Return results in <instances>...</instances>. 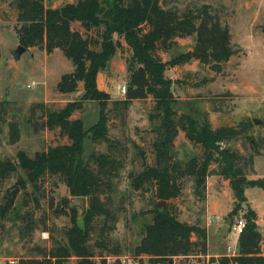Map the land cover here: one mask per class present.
<instances>
[{"label": "rangeland", "instance_id": "rangeland-1", "mask_svg": "<svg viewBox=\"0 0 264 264\" xmlns=\"http://www.w3.org/2000/svg\"><path fill=\"white\" fill-rule=\"evenodd\" d=\"M14 1L0 0V161L8 160L15 164L18 151L31 158L50 147L69 143L59 128L46 126V119L50 113H57V117L63 119L61 110L68 103L79 101L83 91L75 90L69 94L57 92L56 85L61 76L74 69L60 50L47 54L43 44L23 48L18 43L16 30L21 24L16 21ZM77 1L43 0V5L54 9ZM203 4L212 6L222 23L227 25L235 55L223 65L220 73H215L198 62L194 50L195 36L177 39L176 46L167 52L158 51L162 61L185 53L190 55L188 63L165 70L166 78L178 81L172 86L171 109L177 114L189 115L199 127L207 121L212 129H246L236 140L220 147L248 157L254 144L264 147V40L261 32L264 0H160L163 9H174L179 13ZM71 28L84 34L78 23H73ZM89 36L95 39L96 33L92 31ZM114 39L120 42V47L109 61L107 70L99 76L97 86L108 91L111 98L107 106L109 142L94 143L88 137L84 141L82 155V160L92 168L96 166L92 155H108L114 160V176L108 179L110 186L101 196L111 218L105 220L104 216H99L94 220L87 245L95 255L92 261H99L100 256L116 255L126 259V264H147L145 258L134 256L145 226L152 222V215L145 213L155 205L159 209L165 207L166 202L155 198L153 184L135 189L133 179L142 172L143 165L152 166L155 163L154 135L149 121L153 101L151 97L134 100L127 110L121 107L115 109L112 105V101L125 98L128 82L126 66L131 58V51L124 41L117 36ZM17 47L22 49L18 54ZM122 87H125L123 93ZM98 112L97 102L85 101L69 119H81L84 129H88L96 123ZM255 120L257 123H254ZM11 121L18 125L15 143H10L8 139L7 124ZM200 154L199 147L190 144L179 130L174 140L176 161L183 165ZM260 155L253 158V172L246 170V177L250 180L264 178V150L260 151ZM216 169L217 165L212 163L211 173ZM207 178H212L210 184L220 186L224 191L230 188L229 180L218 175L212 174ZM18 180L24 181L23 189L18 186ZM182 183L181 195L170 200L177 209L178 219L191 224L199 221L205 229L207 223L209 250L228 254L225 249L236 246V236L230 228L235 218H243L247 205L242 204V209L232 218L229 215L234 208L232 191H211L208 200L210 211L205 222L203 199L194 195L193 178H185ZM14 189L16 193L11 197ZM244 195L262 216L264 191L256 187L247 188ZM7 198H12V204L11 209L3 217L0 216V264H9L10 260L18 264L23 259L42 261L52 249L63 245L67 247L65 232L71 227L72 216L76 214L80 221L89 207L86 198L85 211L74 205L73 197L69 196L60 177L46 175L33 186L17 167L0 179V207ZM258 231L261 237L259 245H264V216L260 219ZM100 244L106 248H101ZM45 260L43 264L78 263L73 255L64 261L48 257ZM174 264H204V261L201 258H180L175 259Z\"/></svg>", "mask_w": 264, "mask_h": 264}, {"label": "trees", "instance_id": "trees-1", "mask_svg": "<svg viewBox=\"0 0 264 264\" xmlns=\"http://www.w3.org/2000/svg\"><path fill=\"white\" fill-rule=\"evenodd\" d=\"M13 4L16 21L21 24L16 30L18 43L23 48L43 44L47 54L60 50L74 69L61 76L56 85L57 92L69 94L81 84L83 93L79 101L70 102L61 110L63 119H59L57 113H50L46 119V126L59 128L69 143L50 147L31 158L18 151L15 164L8 160L0 161V179L16 167L23 171L26 180L33 186L46 175L58 176L65 183L70 197H84L89 201V207L80 221L76 214L71 218V227L65 232L67 247L63 245L52 249L42 261L23 259L18 264H43L47 257L64 261L71 255L78 260L77 264H96L92 261L95 255L89 249L87 240L97 217L111 218L101 196L110 186L108 179L114 176L115 164L108 155H92L91 159L96 164L92 168L82 160V155L83 144L88 137L94 143L109 142L107 106L111 98L98 89L96 80L99 71L106 68L120 47L114 36L124 41L131 51V58L126 66L128 82L125 98L112 101V105L115 109L121 107L127 110L134 100L151 97L153 101L149 121L154 135L155 163L152 166L143 165L142 172L133 179V186L138 189L144 184H153L155 198L166 202L165 207L159 209L155 205L145 213L152 215V222L145 226L134 256L145 258L147 264H169L174 257L206 255V229L199 221L192 224L180 221L177 209L170 200L181 195L182 180L188 177L193 178L194 195L203 199L206 179L215 174L229 180L234 196V208L229 215L236 216L246 202L244 193L247 188L256 187L264 191V178L250 180L246 177L247 169L253 172V158L259 156L264 147L254 144L248 157L238 151L222 149L221 145L236 140L246 129H212L207 121L199 127L189 115L172 110V86L178 81L166 78L164 73L167 68L188 63L190 55L185 53L162 61L157 52L171 50L176 46L177 39L195 36L194 50L198 62L220 73L223 65L235 55L227 25L222 23L212 6L206 4L187 8L182 13L163 9L160 0H103L102 4L107 9L100 7L99 0H78L54 9L46 8L43 0H15ZM73 23H78L84 34L73 30ZM92 31L96 33L95 39L89 36ZM261 32L264 40V22ZM85 101L97 102L99 106L98 119L88 129H84L81 119H69ZM7 128L9 142L15 143L18 125L11 121ZM179 130L190 144L201 151L199 157L183 165L174 156V140ZM212 163L217 165L213 173L210 170ZM17 184L21 189L25 186L21 180ZM11 202L12 198H7L0 207L1 217L11 209ZM244 211L245 228L238 237V254L232 258L220 257L219 264H264V257L259 255L261 237L256 213L250 208ZM100 247L106 248L101 244ZM99 261L98 264H106L101 256Z\"/></svg>", "mask_w": 264, "mask_h": 264}, {"label": "crops", "instance_id": "crops-1", "mask_svg": "<svg viewBox=\"0 0 264 264\" xmlns=\"http://www.w3.org/2000/svg\"><path fill=\"white\" fill-rule=\"evenodd\" d=\"M108 64H109V62L107 63V66H106V68L104 69V70H107V68H108ZM104 70H102V71H99V73H98V75H97V80H96V82H97V86H98V79H99V76L101 75V73L102 72H104ZM98 89H99V87H98ZM99 90H103L104 92H106V93H108V91H105L103 88L102 89H99ZM259 156H262V155H259ZM258 157V156H257ZM210 180H212V178H207L206 179V189H205V194H204V198H203V205H204V208L202 209V214H203V216H204V220H205V222H206V218H207V216H208V212L210 211L209 210V206H208V200H209V196H210V193H211V191H213V192H216V193H218V191H220L221 193H223V189L224 188H222V187H220V186H216V185H212V184H210ZM212 182V181H211ZM216 182V181H215ZM216 184V183H215ZM228 190H231V188H229V189H225V191H228ZM224 191V192H225ZM232 191V190H231ZM245 192H246V190H245ZM233 193V192H232ZM245 198H246V196H245ZM245 204L247 205V208H250L252 211H254L255 213H256V216H257V221H256V224H257V227H258V224H259V222H260V219L264 216V213H263V215L261 216V215H259L258 213H257V211L252 207V203L251 202H249V201H247V198H246V202H245ZM231 213V211L229 212V214ZM232 218H234V216L232 217ZM223 222H225V221H223ZM191 224V223H190ZM205 226H206V229H207V225H206V223H205ZM235 235V234H234ZM236 236V235H235ZM238 237L239 236H236V246H234L235 247V249L238 251V247H237V245H238ZM223 238H225L224 236H223ZM228 248V247H227ZM227 248L225 249V252L227 251ZM232 249V248H231ZM228 252V251H227ZM206 255L207 256H209V257H222V256H224V257H226L227 256V254L225 255V254H222L221 252H214V253H212L210 250H209V248H208V245H207V252H206ZM203 256L204 255H200V256H189V257H186V258H188V259H199V258H201L202 260L204 259L203 258ZM180 258H184V257H174L173 259H172V263H169V264H174V260L175 259H180Z\"/></svg>", "mask_w": 264, "mask_h": 264}, {"label": "built area", "instance_id": "built-area-1", "mask_svg": "<svg viewBox=\"0 0 264 264\" xmlns=\"http://www.w3.org/2000/svg\"><path fill=\"white\" fill-rule=\"evenodd\" d=\"M121 92H125V87L121 88ZM235 217V216H234ZM207 225V223H206ZM245 228V220L243 218H235L234 222L230 228L231 232L234 233L236 236H239L243 229ZM228 254L226 257L232 258L235 257L238 254V251L234 248H227ZM259 255L264 257V245H259ZM203 261L204 264H219V258L220 257H209L207 255L203 256ZM104 260L106 262V264H126V259L122 258V257H104ZM96 264L99 263L98 259H96ZM112 262V263H111ZM9 264H15L14 260H10L8 261Z\"/></svg>", "mask_w": 264, "mask_h": 264}, {"label": "water", "instance_id": "water-1", "mask_svg": "<svg viewBox=\"0 0 264 264\" xmlns=\"http://www.w3.org/2000/svg\"><path fill=\"white\" fill-rule=\"evenodd\" d=\"M103 0H99V5L102 8L107 9L103 4H102ZM22 50L19 47L16 48V54L19 53V51ZM76 90L78 91H83V87L80 86L78 88H76ZM254 123H257V120L254 121ZM16 193V189H14L13 191H11L10 195L11 197ZM73 203L75 206L79 207L81 209V211H85V203H86V199L84 197H73Z\"/></svg>", "mask_w": 264, "mask_h": 264}]
</instances>
